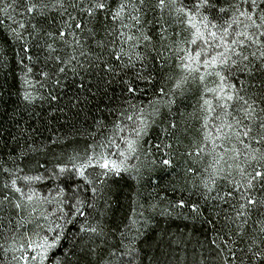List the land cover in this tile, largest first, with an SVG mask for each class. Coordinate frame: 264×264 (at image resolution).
Returning a JSON list of instances; mask_svg holds the SVG:
<instances>
[{"label":"snow or ice","instance_id":"6c2138e0","mask_svg":"<svg viewBox=\"0 0 264 264\" xmlns=\"http://www.w3.org/2000/svg\"><path fill=\"white\" fill-rule=\"evenodd\" d=\"M15 3L13 0V4L0 9L8 19H12L7 15L8 9ZM21 7L23 14L37 20V23H30L32 32L29 35L44 39L47 59L55 61L57 73H65L69 66L73 73L77 69L84 72L93 67L102 69L112 79L119 77L126 93L134 97L137 91H143L133 87L134 82L151 84L155 79L148 67L149 60L159 58L163 68L171 57H175L179 74L168 78L173 79V87L181 94L189 86L196 89L202 128L200 136L190 142L186 154L196 163L211 158V163L202 172L195 168L188 171L199 173L203 197L229 206L231 214L225 215V222L234 225L237 236L242 238L253 211L264 209V195L255 194L258 190L264 193V0H155V3L151 0H121L115 9L109 6L108 0H87V3L80 0H23ZM69 8L86 15L89 24L98 13L104 12L114 27L105 29L106 38L96 40L94 30L73 16ZM53 9L60 12L62 23L54 31L38 27L39 20L46 19ZM147 11L158 12L162 21L165 15L170 17L174 26L171 34L166 26L168 21L160 25L161 48L169 55L156 49L152 36L144 31ZM19 27L26 30L27 26L20 23ZM12 31L17 39H22V33L15 29ZM84 32L93 39L95 50L86 47L79 38ZM65 48L69 49L66 53L63 51ZM23 50L25 53L30 51L26 41ZM149 51L155 52L156 56L150 57ZM25 58L32 60L28 55ZM126 70L133 71L134 80L125 78ZM27 72L31 73L32 69L27 68ZM257 73L260 74L258 93L252 92L237 76L240 74L252 79ZM40 75L50 78L48 71H41ZM54 82L59 84V78ZM25 83H28L27 79ZM105 83L110 84L111 79ZM159 92L161 97L168 95L163 88ZM49 96L51 100L57 99L51 93ZM23 98L28 102L35 99L27 91ZM161 102L153 99L146 109L133 103L132 99L125 100L126 106L118 111L116 120L112 122L110 136L88 145L83 154L76 152L70 155L53 169L40 165L44 168V175L18 174L23 169L16 172L4 170L8 181L3 188L7 191L0 196V205L10 204L16 210L31 206L33 212L37 203L49 206L46 214L42 212L40 216L48 222L47 227L23 217L16 222L18 227L34 223L40 229L33 233L35 239L26 235L16 249L21 253L14 257L17 264H46L50 252L60 246L64 238L65 225L73 223L77 216L86 217L84 209L93 207L81 198L82 187L73 191L71 185L76 182L75 176H79L84 185H92L94 181L90 178L89 169L99 170L96 181L100 183L110 175L119 176L122 171H129L127 161L146 143L145 137L160 115ZM173 103L172 99L167 101L168 106ZM170 127L174 129L176 124L171 123ZM121 144L124 145L122 150ZM113 147L118 150L116 153L110 151ZM154 147L160 149V145ZM164 147L171 149L172 144ZM116 156L122 159L113 158ZM162 162L167 165L171 161L164 159ZM41 180L59 181L54 195H41L36 191L33 182ZM221 181L230 185L223 193L218 191ZM91 191L95 192L96 188ZM180 204L183 205V201ZM192 207L195 209L196 206ZM50 217L56 219L50 220ZM257 223L258 236L249 238L246 249H239L243 256H237L232 246L235 241L232 245L227 240L223 241L229 254L225 258L227 264L234 260L244 264L245 257L264 264V219ZM79 231L103 235L99 225L81 226ZM53 264L61 262L54 260Z\"/></svg>","mask_w":264,"mask_h":264},{"label":"trees","instance_id":"16d2710c","mask_svg":"<svg viewBox=\"0 0 264 264\" xmlns=\"http://www.w3.org/2000/svg\"><path fill=\"white\" fill-rule=\"evenodd\" d=\"M80 2L87 3V0ZM108 2L115 9L121 0ZM151 2L155 3V0ZM22 3L23 0H16L13 8L8 9L7 15L12 19L0 11V196L7 191L3 188L8 181L5 169L12 172L23 169L22 174H38L44 173V168L53 169L73 155V151L76 152L75 149L82 143L112 126L118 111L126 106L125 100L147 104L161 96L159 89L163 88L168 93L166 101L172 99L175 103L160 112L149 130V137H157L156 143L160 149H151L153 157L139 173V186L129 179L115 178L112 188L107 191L109 211L102 216L105 222L102 224L105 225L106 234L110 233L111 237L106 238L111 246L90 245L83 248L73 245L72 251L73 237L69 233L61 241L58 251L66 259L71 253L73 260H69V264H227L225 258L229 254L223 243L227 240L230 245L235 241L232 246L237 256H243L239 249H246L249 238L258 236L257 222L264 219V209L253 211L245 226L246 234L239 238L235 226L224 219L226 214H231L229 206L200 194L203 189L200 187L199 173L194 174L188 169L195 168L202 172L201 168L210 163V158L196 163L187 157L190 142L198 138L202 131L198 93L193 86H189L183 94L173 87L174 81L168 77L179 74L175 57H171L163 68L159 58L149 60L148 67L155 79L151 84L134 82L133 87L143 89L137 91L134 97L126 93L119 77L112 79L102 69L93 67L87 72L77 69L73 73L69 66L65 73H57L55 61L47 59L44 39L29 35L32 32L30 23H37V20L23 14ZM9 4H13V0H0V9ZM68 11L94 30L96 40L106 38L105 29L114 27L104 12L98 13L89 24V18L78 9L69 8ZM159 15L156 11H147L144 31L152 36L156 49L169 55L161 48L160 25L168 21L169 34L174 26L169 16L165 15L162 21ZM20 23L27 26L26 30L19 27ZM60 23V12L53 9L46 19L39 20L38 27L54 31ZM12 29L22 33V39H17ZM79 38L86 47L95 50V43L87 32ZM25 41L30 49L27 53L23 50ZM63 51L66 53L69 49ZM147 54L156 56L152 51ZM26 55L31 56L32 60H27ZM27 68H31L32 72L28 73ZM41 71H48L50 78H43ZM126 71L125 78L134 80L133 71ZM237 76L252 92H259V73L252 79L245 75ZM56 78H59V84H55ZM26 79L28 83H25ZM108 79H111L110 84L105 83ZM26 91L35 97L32 102L24 100ZM49 93L57 96V99L51 100ZM171 123H175L176 128H171ZM166 144H172V148H165ZM164 159L170 160V164L165 165L162 162ZM40 165H44V168ZM74 179L78 184H73V187L88 190L80 178L75 176ZM51 181L53 184L59 183L58 180ZM229 187L221 181L218 191L226 192ZM255 194L264 195L259 190ZM85 200L92 203L91 196ZM88 210V207L84 209L85 212ZM14 211L17 214V210ZM8 215L7 204L0 205V243L14 228ZM126 230L128 236L135 238L128 239L126 245L130 250L123 253L121 245L125 243ZM68 249L70 252L66 254ZM0 264H4L2 250ZM232 264H240V261L234 260ZM244 264L259 262L249 261L245 257Z\"/></svg>","mask_w":264,"mask_h":264},{"label":"rangeland","instance_id":"374dc122","mask_svg":"<svg viewBox=\"0 0 264 264\" xmlns=\"http://www.w3.org/2000/svg\"><path fill=\"white\" fill-rule=\"evenodd\" d=\"M165 98H166V96H163V97L159 96L157 98V99H160L162 101L159 105L161 113L163 111L167 110L166 108L168 107L167 101ZM152 100L153 99H151L150 101H152ZM133 103H135L137 105H143L146 109L148 108V105H149V103L139 104V102L136 103L135 101H133ZM156 118H158V117H156ZM126 123H130V122H126ZM111 131H112V126H109V127L105 128L104 130H102L100 133L93 135V137H91L90 140L88 139V142L82 143L83 144L82 146L75 149V150H77L76 152L83 154L84 150L88 147V145L94 144V143H97L100 141H104L106 137L111 135ZM149 136L150 135H147L145 137L146 143L143 144V147L128 159L127 165L129 167V171H122L119 176L110 175L107 179L104 180L103 183H100V182L96 181V172L99 170L98 169L97 170H92V169L88 170L89 174H90V178L93 179L94 183L92 185H87L88 190H86L83 187L84 190L82 192H80L79 194H80L82 199H86L87 197L91 196L92 197L91 205H93V207L89 208V210L86 212V214H87L86 217L77 216L74 219L73 223L65 225L64 237L69 233H71L72 237H73L72 247H71L72 251L74 250L73 245L74 246L78 245V247L80 245L83 248H85V247L89 248L90 245H92V246H96V245L111 246L110 240L107 239V238L111 237L110 233L106 234L105 225L103 226V224H102V223L105 224L102 216H104L106 214V212L109 211L108 206L110 203V199L108 197L107 191L112 188L111 187L112 182L115 178L129 179L132 182H134V184L136 186H139V173L145 167L146 163H149V160L152 159L153 152H150V151H151V149H156L153 145H159L158 143H156L157 137H155V136L149 137ZM148 137H149V140H148ZM159 141H163V139H160ZM123 147H124V145L121 144V150L123 149ZM98 151H99V149H98ZM110 151L113 153H116L118 150L113 147L112 149H110ZM76 152L73 151V153H76ZM148 157H149V159H148ZM187 157L190 158L191 160H193L192 157H189L188 155H187ZM113 158L122 159V158H119L118 156L113 157ZM203 160L206 161L207 158H204ZM210 163H211V158H210ZM201 170H203V169L201 168ZM18 174L24 175L22 173H18ZM38 174L44 175V173H38ZM28 175H34V174H28ZM79 178L80 177L77 176V179H79ZM76 183L77 182H75L73 184H76ZM58 184L57 183L53 184L51 180H41V181H34L33 187L41 195H48L49 193H52L54 195L55 194V188ZM73 184L71 185V187H72L73 191H76L78 188L73 187L74 186ZM103 186H105V187H103ZM93 187L96 188L95 192L91 191V189ZM89 190H90V194H88ZM69 194H71V193H69ZM7 206H8V210H9L8 216L11 218L12 225L14 226V228L12 230H9L7 235L2 239V241L0 243V250H2L3 255H4V264H17V260L14 259V257H19L21 253H20V251H18L16 249L19 248L20 243L24 242L26 235L32 236V238L35 239L36 237L33 235V233L40 231V229H37L35 227L34 223L33 224L25 223L22 227H18L16 222L20 221L21 218L23 217L26 220L31 219L34 221H38L40 224L47 227L48 222L40 219V216H41L42 212H45V210L49 208V206L45 205V204L37 203V204H35V207H36L35 212L32 211L31 206H25L23 210H17V213L19 212V214H15V211H14L15 209L10 204H7ZM45 214H46V212H45ZM55 219H56L55 217H50V220H55ZM85 221L87 223H85ZM58 222L62 223V221H58ZM87 225H92V226L99 225V227H101L103 229V235L97 236L94 234L82 233L79 231L81 226H87ZM138 228L139 227H137V230H138ZM124 235L126 236L124 238L125 243H123L121 245V249H122L123 253H125V251L130 250L129 246L126 245L128 239L130 238L129 240H132V238H135L133 236L132 237L128 236L127 230H126V233ZM60 246H61V244H60ZM60 246H58L57 248L53 249L50 252L49 259L46 262V264H53L54 260L60 261L61 264H69L70 263L69 260H73V258H70L71 257L70 256L71 253H69L70 249H68V251L66 252V254L69 253V257L66 259L65 256H63V254L58 251V248H60Z\"/></svg>","mask_w":264,"mask_h":264}]
</instances>
